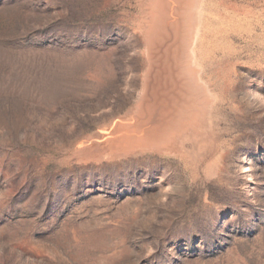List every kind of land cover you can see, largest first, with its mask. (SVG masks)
<instances>
[{
	"label": "rangeland",
	"instance_id": "obj_1",
	"mask_svg": "<svg viewBox=\"0 0 264 264\" xmlns=\"http://www.w3.org/2000/svg\"><path fill=\"white\" fill-rule=\"evenodd\" d=\"M0 264H264V0H0Z\"/></svg>",
	"mask_w": 264,
	"mask_h": 264
}]
</instances>
